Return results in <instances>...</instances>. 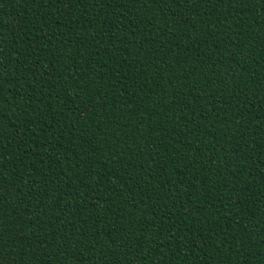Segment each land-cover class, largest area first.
I'll return each instance as SVG.
<instances>
[{
  "label": "trees",
  "instance_id": "16d2710c",
  "mask_svg": "<svg viewBox=\"0 0 264 264\" xmlns=\"http://www.w3.org/2000/svg\"><path fill=\"white\" fill-rule=\"evenodd\" d=\"M0 264H264V0H0Z\"/></svg>",
  "mask_w": 264,
  "mask_h": 264
}]
</instances>
